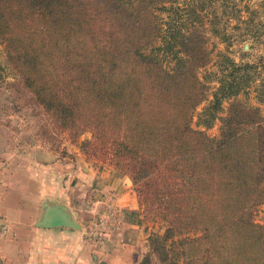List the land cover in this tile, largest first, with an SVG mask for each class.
<instances>
[{
  "label": "trees",
  "instance_id": "obj_1",
  "mask_svg": "<svg viewBox=\"0 0 264 264\" xmlns=\"http://www.w3.org/2000/svg\"><path fill=\"white\" fill-rule=\"evenodd\" d=\"M168 1L0 0V43L53 128L72 142L88 132L78 149L130 181L137 213L163 219L148 236L160 263L264 264L252 215L264 205V124L238 98L252 77L219 78L196 113L206 89L196 73L211 60L203 4L185 6V31L168 23L161 34L156 11Z\"/></svg>",
  "mask_w": 264,
  "mask_h": 264
},
{
  "label": "rangeland",
  "instance_id": "obj_2",
  "mask_svg": "<svg viewBox=\"0 0 264 264\" xmlns=\"http://www.w3.org/2000/svg\"><path fill=\"white\" fill-rule=\"evenodd\" d=\"M191 1L195 5L203 4V9L199 10L195 7V12L202 15L206 45L211 49L210 62L196 73L206 86L205 100L196 107V113L208 105L219 78H230L246 72L252 79L245 86L246 92H240L238 98L245 99L247 105L257 107L264 124V94L263 101L257 100L258 95L263 91L261 84H264V72L259 66V59L264 55V0H170L156 11L161 34H166L168 23L173 28L186 30L184 9ZM214 20H217L214 23L217 33L212 32L211 25ZM153 46L161 47V39ZM158 54H162L161 51H158ZM166 64L168 65L167 62ZM226 105L223 101L221 110L218 111L219 115L224 114ZM196 119L194 115L193 128L203 130L195 124ZM217 127L218 122L214 121L213 125L205 130L206 134L215 137L218 133ZM89 137L88 132L83 133L78 137L77 142ZM77 142H72L66 133L53 128L49 117L22 88L19 77L6 61L3 45L0 43V172L2 169L9 172L13 164L19 163L18 159L27 158L33 151L39 152L44 149L46 152H51V155L64 158L70 162L69 164L78 166L79 163H84L86 166L100 168L105 166L112 169L106 162L101 163L86 158L78 149ZM112 171L115 172L113 169ZM130 188L134 194L132 185ZM115 194L113 189L101 193L92 191L91 188L83 196L75 198V206L83 230L103 211L105 203L113 202L120 214L118 231L105 239L112 238L119 241L116 235L120 232L122 216H126L125 218L134 221L140 228L139 234L135 237L126 235L120 237L122 243L132 242L136 245L137 256L132 264H138L144 256L150 257V264H162L153 253L150 254L148 236L150 233H162L166 225L163 219L156 215L146 217L143 212H138V216L129 215V212L120 209ZM252 215L254 222L264 224V205L254 207ZM102 242L104 240L92 243L98 247ZM96 251L101 252L98 248ZM97 264H105V261L102 260ZM176 264H185L183 258L181 257Z\"/></svg>",
  "mask_w": 264,
  "mask_h": 264
},
{
  "label": "crops",
  "instance_id": "obj_3",
  "mask_svg": "<svg viewBox=\"0 0 264 264\" xmlns=\"http://www.w3.org/2000/svg\"><path fill=\"white\" fill-rule=\"evenodd\" d=\"M18 161L12 165V173L3 169L0 172L1 264H97L102 260L105 264L133 263L136 245L122 243L120 237L139 234L134 221L122 216L121 233L116 235L119 241L103 239L96 247L84 238L75 206V198L91 188L101 193L113 189L120 209L138 216L136 199L125 176L110 167L69 164L45 149ZM43 202L64 205L80 229L36 227Z\"/></svg>",
  "mask_w": 264,
  "mask_h": 264
},
{
  "label": "built area",
  "instance_id": "obj_4",
  "mask_svg": "<svg viewBox=\"0 0 264 264\" xmlns=\"http://www.w3.org/2000/svg\"><path fill=\"white\" fill-rule=\"evenodd\" d=\"M119 209L113 202L105 203L103 211L94 218L83 230L84 238L88 241H102L118 231Z\"/></svg>",
  "mask_w": 264,
  "mask_h": 264
},
{
  "label": "water",
  "instance_id": "obj_5",
  "mask_svg": "<svg viewBox=\"0 0 264 264\" xmlns=\"http://www.w3.org/2000/svg\"><path fill=\"white\" fill-rule=\"evenodd\" d=\"M39 219L34 223L38 228L66 227L80 229L78 223L72 218L68 209L58 203H42ZM2 225L0 224V229Z\"/></svg>",
  "mask_w": 264,
  "mask_h": 264
}]
</instances>
